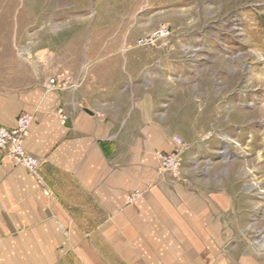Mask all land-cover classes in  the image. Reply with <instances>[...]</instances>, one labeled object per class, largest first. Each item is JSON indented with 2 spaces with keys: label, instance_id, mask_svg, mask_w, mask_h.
Wrapping results in <instances>:
<instances>
[{
  "label": "rangeland",
  "instance_id": "1",
  "mask_svg": "<svg viewBox=\"0 0 264 264\" xmlns=\"http://www.w3.org/2000/svg\"><path fill=\"white\" fill-rule=\"evenodd\" d=\"M163 29L168 35L157 34ZM263 69L264 0H0V94L15 96L8 101L18 115H34L31 106L51 96L48 80L68 72L78 88H111L115 115L150 105L183 139L187 183L153 156L129 170L128 203H140L145 219L141 232L113 235L130 240L131 255L137 241L155 255L162 235L198 239L191 220L200 219L214 264H264V85L252 84ZM174 137L145 139L174 146ZM122 139L129 150L139 143ZM155 191L175 208L172 223L159 220L166 200ZM93 235L104 249V233Z\"/></svg>",
  "mask_w": 264,
  "mask_h": 264
},
{
  "label": "crops",
  "instance_id": "2",
  "mask_svg": "<svg viewBox=\"0 0 264 264\" xmlns=\"http://www.w3.org/2000/svg\"><path fill=\"white\" fill-rule=\"evenodd\" d=\"M50 93L48 99L31 106L36 110L26 140L27 150L41 161L42 181L9 159L0 164V264H140L145 257L149 264L217 263L218 257L208 250L200 219H190L198 239L186 235L165 241L162 235L152 247L155 255L148 254V246L141 241H137L135 256L125 250L130 240L114 241L115 233L124 239L129 229L141 232L140 223L145 219L140 203H128L133 190L130 168L143 167L145 156H153L157 167L161 165L157 150L176 149L175 142L174 146L168 142L155 146L145 138L179 134L163 126V119L150 105L133 103L129 110L119 106L115 115L106 100L112 96L111 88H95L89 83ZM11 97L15 96L8 94L7 99L0 94V125L7 127L15 126L18 117L16 107L8 101ZM97 97H104L102 103L95 101ZM60 107L68 115L65 124L56 111ZM128 137L139 142L133 150L122 139ZM154 193L171 207L167 210L161 204L164 209L159 220L172 223L175 208L166 196ZM100 217L108 219L98 225ZM182 222L177 220L178 232H187ZM97 232L105 235L104 249L93 235ZM108 248H115L116 253Z\"/></svg>",
  "mask_w": 264,
  "mask_h": 264
},
{
  "label": "built area",
  "instance_id": "3",
  "mask_svg": "<svg viewBox=\"0 0 264 264\" xmlns=\"http://www.w3.org/2000/svg\"><path fill=\"white\" fill-rule=\"evenodd\" d=\"M166 36L167 30H161L157 34ZM80 84L74 80L73 76L68 72H58L53 75L46 84L48 91H64L67 89L78 88ZM58 115L63 124L68 120L65 110L60 107ZM34 115L30 112H22L18 115L16 125L7 127L0 125V164L4 159H9L16 165L25 167L37 180L41 178V161L38 157L32 155L26 148V140L31 132ZM176 149L169 152H159L161 169L173 175L174 179L180 183L189 181L186 171L182 165V149L184 141L180 136H175ZM140 192L132 194V197H140Z\"/></svg>",
  "mask_w": 264,
  "mask_h": 264
},
{
  "label": "bare ground",
  "instance_id": "4",
  "mask_svg": "<svg viewBox=\"0 0 264 264\" xmlns=\"http://www.w3.org/2000/svg\"><path fill=\"white\" fill-rule=\"evenodd\" d=\"M46 41V40H45ZM44 42V41H43ZM41 42V43H43ZM252 84H256V85H264V69L261 70V73L258 77H256L254 79V81H252ZM255 137V136H254ZM254 141V140H253Z\"/></svg>",
  "mask_w": 264,
  "mask_h": 264
}]
</instances>
